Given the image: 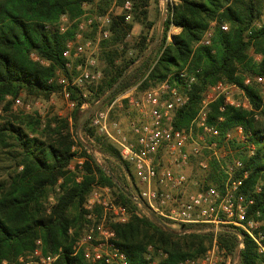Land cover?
<instances>
[{
    "label": "trees",
    "instance_id": "obj_1",
    "mask_svg": "<svg viewBox=\"0 0 264 264\" xmlns=\"http://www.w3.org/2000/svg\"><path fill=\"white\" fill-rule=\"evenodd\" d=\"M133 1L132 21L125 22L122 15L115 16L110 36L100 44L103 72L100 82L90 88L87 98L79 89L69 88L70 101L74 102L70 118L49 117L40 129L41 121L35 115L4 117L11 106L7 97L25 94L47 99L60 90L48 80L55 70L64 67L62 51L66 41L72 38L77 22L60 32L58 20L61 15L76 20L83 14L82 4H92L94 0H0V107L4 112L0 114V154L4 153L12 163L5 177L0 178V264H23L19 256L31 251L38 238L43 241L44 253L61 248L52 264H91L81 253L72 255L73 236L68 229L73 228L74 235L78 233L83 203L95 183L110 186L115 200L129 212L126 222L110 226L115 232L116 245L131 264L147 263L144 253L149 245L167 253L165 264L201 256L214 236L226 258L233 254L240 232L244 238L238 264H264V253L258 251L256 243L241 229L225 225L227 229L215 235L206 225L181 224V228L194 230L180 234L165 228L166 223H171L168 220L142 212L133 199L138 189L132 169L108 138L90 126L94 113L84 121L82 131L103 155L124 165L128 177H121L111 166L98 163L74 137L83 105L94 104L121 76L103 105L133 86L136 95L164 80L181 89L184 84V78L179 76L181 70L194 77L189 101L178 110L174 120V125L181 128L194 118L208 86L221 79L242 86L246 76L264 75V23L259 27L254 25L264 13V0H176L168 4L154 56L153 51L146 53L149 41L154 39H148L147 33H142L136 42L126 40L134 22L146 28L152 26V22L146 23L149 0ZM109 2L102 0L97 5L98 11H104ZM212 22L211 41L203 44L200 40ZM224 24L226 29L221 28ZM172 26L179 28V32L168 41ZM31 54L47 64L33 59ZM243 88L253 111L228 105L220 111L223 101L218 99L210 105L207 121L216 125L222 135L234 126H243L248 143L255 146L253 155H248L246 149L240 152L243 167L236 174L238 177L243 171L248 172L242 189L254 197L248 214L260 222L264 246V105L259 86L251 84ZM124 104L127 105V100ZM75 145L81 148L84 157L80 180L67 168L75 155L72 150ZM217 165L216 160L210 161L209 179L218 180ZM258 184L261 189L254 193ZM55 186L59 188L56 202L50 213H46L44 201ZM218 264H226L225 259Z\"/></svg>",
    "mask_w": 264,
    "mask_h": 264
},
{
    "label": "built area",
    "instance_id": "obj_2",
    "mask_svg": "<svg viewBox=\"0 0 264 264\" xmlns=\"http://www.w3.org/2000/svg\"><path fill=\"white\" fill-rule=\"evenodd\" d=\"M116 1L113 0L112 6L105 12L83 13L77 19L75 32L66 41L62 51L64 67L58 68L48 80L60 87L59 92L70 107L74 106V102L70 101L69 88L79 89L82 96L87 98L91 94L90 88L95 87L103 76L99 60L100 44L111 34ZM120 2V15L125 22L131 20L134 1ZM164 7L167 9L166 5ZM61 21L58 27L60 32H64L71 22L65 15H62ZM263 23L264 14L255 25L259 27ZM213 25L214 22L204 33L201 43H210ZM221 28L226 29V25ZM31 57L47 64L35 54H31ZM179 76L184 78L181 89L169 80H164L138 96L132 94L133 89L121 96L136 111L135 117L129 122L130 135L117 122H110L109 112L118 98L106 108L97 109L91 124L99 134L108 138L118 149L122 160L130 165L134 179L141 186L133 199L142 212H150L174 224L206 225L214 232L220 231L221 226H233L243 230L256 243L258 251L264 253L260 222L248 214L254 197L242 189L248 172L243 171L237 177L236 173L242 169L243 162L234 156L235 151L230 148V143L242 144L248 155H253L255 146L248 143L243 126H234L222 135L216 125L207 121L210 105L218 99L223 101L220 111L227 105L253 111L243 86H259L264 105V75L246 76L242 86L224 80L208 86L202 94L194 118L186 127L181 128L174 125V120L178 110L189 101L188 92L194 77H188L185 70H181ZM14 104H21L20 98H15ZM199 157L201 160L198 165L203 171L210 169L212 159L216 160L221 176L217 184L204 185L189 175L188 170L193 168V158ZM83 162L84 157H77L76 165L70 163L68 168L82 169ZM260 189V185H256L254 193ZM48 200L51 205L54 203L52 197ZM51 205L47 208L48 213ZM84 210V224L78 234L74 235L73 230L68 229V233L73 236L72 255L81 253L91 264H131L125 252L116 245L115 232L110 226L111 223L126 222L129 218L126 207L115 200L112 188L93 184L86 197ZM42 247L41 240L37 239L33 250L24 257L25 264H52L61 252L59 248L57 252L43 253ZM222 255L223 250L219 248L214 236L211 246L201 256L185 258L177 264H218L223 260ZM144 258L146 264H165L167 253L149 245Z\"/></svg>",
    "mask_w": 264,
    "mask_h": 264
},
{
    "label": "rangeland",
    "instance_id": "obj_3",
    "mask_svg": "<svg viewBox=\"0 0 264 264\" xmlns=\"http://www.w3.org/2000/svg\"><path fill=\"white\" fill-rule=\"evenodd\" d=\"M101 1L102 0H94V2L92 4L91 3H87V2L86 3H83L84 4V7H83V4H82V11H83V13L96 14V13L105 12L108 8H110L112 6V3H113V0H110L109 6L108 7H105L104 11H98L97 5H99V3ZM169 1L170 0H167V1H164V0H149V4L147 6L148 14H147L146 23L152 22V26L150 28H146V27L143 26V24L138 23V22H134L133 23V27H132L130 33L126 36V40H128V42H130V43H133L134 41L136 42V41L139 40V36L142 33L143 34L144 33H147L148 39H149V37H153L154 39L152 41H149L150 46H149V49L147 50L146 53H150L151 51H153L151 54H152V56H154L156 54V44L158 43V39H159L158 38L156 40V38H157V34L159 32L160 26H161V29H162L161 18H162V15H163V8H164V5H166V7L168 6ZM171 1L172 2H175L176 0H171ZM113 11L115 13V16H118V15L121 14L122 9H121V2H120V0H117L116 3L114 4ZM165 14H166V11H165ZM165 14H164V18H165ZM263 14L260 15L259 19L256 20V22L257 21H260L262 19V15ZM80 16H82V15H80ZM61 17H62V15L60 16V18L58 20V25L60 23H62ZM78 18H76V20H73V21H70L69 19L68 20H69V22L73 23V22H77V19ZM131 21H132V18H131V20L126 21V22H131ZM256 22L254 23V25L256 24ZM174 28H177V27L172 26L169 29V31H168V35H167V40L168 41L171 40V35L172 34H176V32H177L175 30V33H173ZM226 28H227V25H226ZM92 35L93 34H89V36H92ZM160 35H161V30L159 32V37H160ZM212 35H213V29H212ZM211 38H212V36H211ZM256 59L259 60L260 59V55H257L256 56ZM251 77H253V76H251ZM221 80H223V79H221ZM224 81H226V80H224ZM132 89H133L132 94L134 96H138L141 93V92H139L136 95V93H135V91H136L135 90V86H133V87H131V88L123 91L122 93L118 94L113 99V100H115L116 98H118L115 101L114 105L112 106V108L110 109V112H109L110 122H117L119 124L120 128L124 132H126L128 135H130V127H129V124L130 123L129 122L131 121V119H133V117H135V115H134L135 114V111H134V108L132 107V105H130L128 103V101H127V105L124 104V100H127V99L126 98H123L121 96L125 92H127L129 90H132ZM132 94H131V96H132ZM16 98H20L21 104H19V105L16 106L14 104V99L15 98L7 97V100H10L11 101L10 110H8L4 114V112H2L1 107H0V114L1 115L4 114V117H8V118H11V115L10 114H14V115H17V116L35 115L41 121L40 122V126H41L40 129H42L44 127L45 121L49 117L58 116V117H68V118H70L71 113H72V110L74 108V107H70L68 105L66 99L62 96V94L59 91H56V92L51 93L50 96L47 99L39 98V97H36V96H27L25 94H21V95H19ZM113 100H111L110 103ZM110 103H108L107 105H103V103H102L97 109L106 108L107 106L110 105ZM198 105H199V103H198ZM90 106L91 105L89 103H86L81 108V113H80V116L78 118L79 125L77 126V128L74 129V137L76 139H78L80 142L82 141L86 145L87 151L95 158V160L98 163L104 164L106 166H111L114 169L115 173L117 175L121 176V177L123 175H126L127 176V171H126V168L124 167V165L121 166L119 163H117L116 161H114L112 158H110V157H108L106 155H103V153H101L100 150L93 145L94 144L93 141L89 140L85 136L84 132L82 131L81 126L83 124L81 125V122L88 115L93 114L97 110V109H95L94 111H92V112L89 113ZM197 110H198V106H197ZM90 126H92L91 122H90ZM92 127H94V126H92ZM95 130H96V128H95ZM96 132H97V130H96ZM230 148H232V150L235 151L234 152V156L237 157V158H240L238 155L240 154L241 151H244V149H245V147H243L242 144H238L237 142H233L232 144L230 143ZM240 148H242V149H240ZM72 150L75 152V155L72 158V160L70 161V163L76 165L75 159L77 157H83L81 155L82 150L77 145H75L72 148ZM200 160H201L200 157L199 158H193V168L191 170H188V172L190 173L189 175L191 177H193L194 179H196L199 183H203L204 185H207V184H217L218 181L220 180L221 176L219 175L218 180H216V179H209L208 178V172L210 171V169L207 170V171L201 170L200 167H199V165H198V162H200ZM11 164H12L11 161H9V160H7L5 158V154L4 153H1L0 154V178H4L5 177L6 172H8ZM69 164H68V166H69ZM68 166H67V168H68ZM218 170H219V167L217 169V172H218ZM70 171H72V172H74L76 174V180H80L81 179L82 174H83V168L82 169H78V168L75 167L74 170H70ZM134 181H135L136 188L139 189L141 187L140 184L137 182L136 179H134ZM58 191H59L58 186H55L54 189L51 190V192L48 194L47 198L45 199V201H44V207H45L46 213H48L47 212V208L51 205L50 204V200H48V198L49 197H52L53 200H54L53 202L55 203L56 202V194H57ZM112 193H113V190H112ZM113 196H114V194H113ZM114 198H115V196H114ZM54 203L51 205V209H52V206L54 205ZM84 203H85V201H84ZM84 203H83V209H84ZM84 213H85V210H84ZM84 213H83L82 223H81L79 229L77 230L78 232L82 229L83 224H84ZM98 213H100V209L98 210ZM166 226L168 228L173 229V230L188 229V228H181V224H174V223H166ZM202 226H200V227H202ZM221 227H222L221 230L227 229L224 226H221ZM71 229L74 232V229L73 228H71ZM218 232H219V230L217 232H214L213 231V233L215 235ZM38 239H40L41 242H42V244H43L42 239L41 238H38ZM43 248H44V246L42 247V252L44 253ZM31 251H27V252L23 253L22 255H20L19 258H18V260L20 262H22L23 264H25L26 259L24 257L26 255H28ZM154 254L156 255V251L154 252ZM222 257H223V259H225L226 264H238V254L236 256H234V252H233L232 255H228L226 258L224 257V252H223ZM20 258H24L23 261L20 260ZM188 258H190V257H188Z\"/></svg>",
    "mask_w": 264,
    "mask_h": 264
},
{
    "label": "water",
    "instance_id": "obj_4",
    "mask_svg": "<svg viewBox=\"0 0 264 264\" xmlns=\"http://www.w3.org/2000/svg\"><path fill=\"white\" fill-rule=\"evenodd\" d=\"M165 11H166V8L164 7L163 8V15H162V18H161V24L164 20V14H165ZM161 30V26L159 28V32ZM159 32L157 34V38L156 40L159 38ZM122 79V76L119 78V80L116 82V84H114L113 87H111L99 100H97L94 104H92L89 108V113L94 111L95 109H97L102 103L103 101L105 100V98L107 96H109L111 94V92L115 89V87L117 86V84L121 81ZM89 116V115H88ZM87 116V117H88ZM87 117L81 122V125L84 123V121L87 119ZM81 143L86 147V145L81 141ZM108 173L110 174V171H108ZM150 213V212H148ZM165 228L168 230V231H172V232H177V233H186V232H191L194 230V228H190V229H182V230H173L171 228H168L167 226H165ZM238 236H239V242L238 244L235 246V249H234V256H236L240 250V248L242 247V240L244 238V234L243 233H238Z\"/></svg>",
    "mask_w": 264,
    "mask_h": 264
},
{
    "label": "crops",
    "instance_id": "obj_5",
    "mask_svg": "<svg viewBox=\"0 0 264 264\" xmlns=\"http://www.w3.org/2000/svg\"><path fill=\"white\" fill-rule=\"evenodd\" d=\"M175 30L177 31L176 33L179 32V28H174L173 33H175Z\"/></svg>",
    "mask_w": 264,
    "mask_h": 264
}]
</instances>
